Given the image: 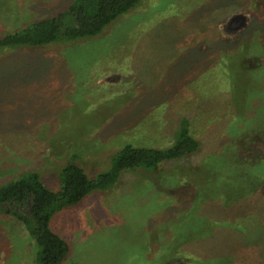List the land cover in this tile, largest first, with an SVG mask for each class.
Listing matches in <instances>:
<instances>
[{"label": "rangeland", "instance_id": "obj_1", "mask_svg": "<svg viewBox=\"0 0 264 264\" xmlns=\"http://www.w3.org/2000/svg\"><path fill=\"white\" fill-rule=\"evenodd\" d=\"M71 2L0 0V36ZM263 8L142 0L95 38L0 50V186L35 172L57 191L73 157L94 179L125 145L171 147L182 121L200 145L55 212L62 264H264ZM38 252L0 213V264H37Z\"/></svg>", "mask_w": 264, "mask_h": 264}, {"label": "trees", "instance_id": "obj_2", "mask_svg": "<svg viewBox=\"0 0 264 264\" xmlns=\"http://www.w3.org/2000/svg\"><path fill=\"white\" fill-rule=\"evenodd\" d=\"M141 1L72 0L64 12L35 21L20 31L0 36V50L44 48L95 38ZM255 23L257 22L253 19L252 25ZM246 33L245 26L240 33L233 35L240 36ZM220 37L225 39L226 44L230 41L228 37ZM253 38L249 32L248 41L251 42ZM254 43L250 46L257 44ZM250 49H252L250 54L255 56L253 46ZM199 146L198 141L190 136L187 122L182 121L171 147L158 150L125 145L111 157L109 169L94 179H89L77 165L76 157L62 168L60 187L57 191L46 188L37 173H24L18 179L0 186V213L16 217L27 227L29 236L39 249L37 264H62L69 253V246L50 229V221L55 212L78 205L94 191L113 188L128 171L156 172L164 163L193 155ZM28 203L27 215L10 209L22 208Z\"/></svg>", "mask_w": 264, "mask_h": 264}]
</instances>
